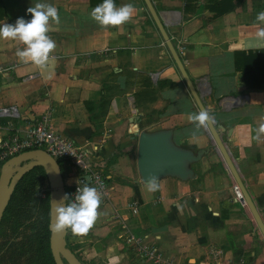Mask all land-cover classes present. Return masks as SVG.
Here are the masks:
<instances>
[{
	"label": "crops",
	"instance_id": "crops-1",
	"mask_svg": "<svg viewBox=\"0 0 264 264\" xmlns=\"http://www.w3.org/2000/svg\"><path fill=\"white\" fill-rule=\"evenodd\" d=\"M151 1L221 126L264 222V138L255 139L264 117V87L246 88L235 64L237 51L264 53L246 50L257 28L264 27L256 22L264 0H231L233 8L223 13L217 12L222 0ZM2 2L6 17L0 24L30 20L27 8L37 2L53 4L60 23L48 33L56 43L52 79L18 60L19 41L0 39V107L17 111L0 118V139L46 115L55 132L94 149L92 159L107 180L108 198L102 197L93 228L84 237L69 230L68 246L72 239L71 246L95 264H264V239L246 204L236 198L235 181L206 130L196 132L189 121V114L199 111L143 0H115L117 7L133 4L134 15L107 28L90 16L103 0ZM164 129L172 131L177 146L202 154L191 164L195 178L165 176L157 191L148 192L136 167L137 136ZM63 163V174L71 176L72 168ZM129 233L144 235L163 261L141 258Z\"/></svg>",
	"mask_w": 264,
	"mask_h": 264
},
{
	"label": "water",
	"instance_id": "water-1",
	"mask_svg": "<svg viewBox=\"0 0 264 264\" xmlns=\"http://www.w3.org/2000/svg\"><path fill=\"white\" fill-rule=\"evenodd\" d=\"M162 40L169 51L177 69L187 86L198 111L206 109L201 96L197 92L193 81L189 77L180 55L175 48L165 28L164 21L159 16L151 0H143ZM221 126L213 123L205 129L224 165L238 186L241 197L239 200L246 204L263 239L264 222L255 203L247 192L236 164L232 159L220 133ZM202 151L194 153L192 150L177 146L172 141V131L168 129L156 131H140L136 140V167L141 181L146 182L150 176L158 179L165 176H174L181 180L196 177L191 164L200 159ZM41 166L46 174L49 186V247L55 264H83L74 251L68 246L67 232L57 234L52 229L55 221V205L65 194L63 173L56 158L41 148H31L21 151L7 158L0 168V222L10 201L16 184L22 176L34 168ZM89 182V175L85 176ZM66 203V202H65Z\"/></svg>",
	"mask_w": 264,
	"mask_h": 264
},
{
	"label": "clouds",
	"instance_id": "clouds-1",
	"mask_svg": "<svg viewBox=\"0 0 264 264\" xmlns=\"http://www.w3.org/2000/svg\"><path fill=\"white\" fill-rule=\"evenodd\" d=\"M27 12L31 14L30 20L19 17L14 24H0V39L19 41L23 47H18L16 50L18 60L35 65L41 75L52 79L55 75L56 57L53 53L56 43L48 33L52 30V24L60 23L58 9L51 3L37 2L34 6L28 7ZM133 15V4L128 3L117 7L115 0H103L90 12L91 18L102 28L118 27L128 23ZM256 22L264 25V11L257 13ZM246 50H264V27L257 28L254 37L247 43ZM188 119L194 125L196 132L207 129L215 123L206 109L189 114ZM255 133L257 141L264 138V117L261 118ZM145 187L148 192L157 191L160 187L158 178L150 176L145 182ZM68 199V194H64L57 201L52 229L57 234L65 233L70 229L74 237H84L93 228L98 218L102 194L97 188L84 184L77 188L73 202L65 203Z\"/></svg>",
	"mask_w": 264,
	"mask_h": 264
},
{
	"label": "trees",
	"instance_id": "trees-1",
	"mask_svg": "<svg viewBox=\"0 0 264 264\" xmlns=\"http://www.w3.org/2000/svg\"><path fill=\"white\" fill-rule=\"evenodd\" d=\"M232 8L231 0H222L221 9L217 12L223 13ZM5 17V7L2 0H0V20ZM239 60L241 65L239 64ZM235 64L241 70L242 82L246 88L259 89L264 87L263 52L249 51L245 54L243 51H237L235 52ZM104 103L106 104V102ZM57 160L63 172L64 163H61L63 161L60 158ZM43 187H45L44 196L42 195ZM48 196L49 186L47 184L46 174L41 166H35L26 172L16 184L0 222V234L5 232V226H9L12 232H16L24 224L28 226L31 241L29 248L30 254L27 256L24 264H55L49 247ZM9 251L6 260L8 258L14 260L16 248H11ZM3 259L0 258V264H13L16 262L12 261V263L5 260L2 263L1 261Z\"/></svg>",
	"mask_w": 264,
	"mask_h": 264
},
{
	"label": "built area",
	"instance_id": "built-area-1",
	"mask_svg": "<svg viewBox=\"0 0 264 264\" xmlns=\"http://www.w3.org/2000/svg\"><path fill=\"white\" fill-rule=\"evenodd\" d=\"M1 71L2 69L0 68V73ZM16 113L14 106L0 107V118L5 116L15 117ZM31 148L44 149L54 158L62 159L63 162H66L72 168V172L69 173L71 176L66 175L65 177L63 174L65 194H68L69 197L66 203L74 201L77 188L82 187L84 184L97 188L102 197L108 198L109 192L106 177L99 165L92 159V151L94 149L80 146L73 140L55 132L50 118L46 115L31 122L22 130L15 131L0 139V163H3L12 155ZM86 175H89V182H86ZM44 189H42L43 196ZM233 189L236 198L239 199L241 193L236 183L233 185ZM137 206L138 203L135 201L129 205V208L131 211H135ZM126 237L134 244L141 258L153 259L155 262L163 261L160 249L154 244L147 242L144 235L129 233Z\"/></svg>",
	"mask_w": 264,
	"mask_h": 264
},
{
	"label": "rangeland",
	"instance_id": "rangeland-1",
	"mask_svg": "<svg viewBox=\"0 0 264 264\" xmlns=\"http://www.w3.org/2000/svg\"><path fill=\"white\" fill-rule=\"evenodd\" d=\"M5 228H4L5 232L0 234V258H4L1 262L3 263L6 260L10 252L9 250L11 248H16V254L14 256V260L8 258L6 261L7 262L16 261L17 264H24L27 256H29L30 254L29 248L31 241L29 238L30 232L28 226L24 224L20 226L16 232L14 231L12 232L9 226H5ZM70 242L71 244L73 243L72 239ZM71 244L69 247L73 249V251H75V254L83 262V264H94L93 262H90L87 259H85V257L77 251V248L74 245L71 246Z\"/></svg>",
	"mask_w": 264,
	"mask_h": 264
}]
</instances>
